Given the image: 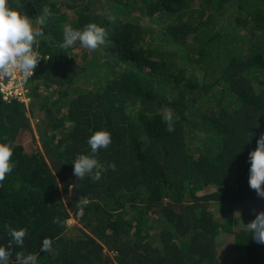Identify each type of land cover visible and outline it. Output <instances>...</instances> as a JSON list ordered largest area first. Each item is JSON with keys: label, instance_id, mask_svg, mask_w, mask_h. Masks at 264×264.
<instances>
[{"label": "trees", "instance_id": "1", "mask_svg": "<svg viewBox=\"0 0 264 264\" xmlns=\"http://www.w3.org/2000/svg\"><path fill=\"white\" fill-rule=\"evenodd\" d=\"M9 4L33 21L51 12L29 103L0 96V143L14 145L16 165L0 184V246L9 229L28 230L9 264L17 253L38 264H264L250 227L264 198L248 183L264 135V0ZM88 23L106 29L104 45L62 47L65 24ZM99 130L112 143L96 158L116 170L81 180L72 163Z\"/></svg>", "mask_w": 264, "mask_h": 264}, {"label": "clouds", "instance_id": "2", "mask_svg": "<svg viewBox=\"0 0 264 264\" xmlns=\"http://www.w3.org/2000/svg\"><path fill=\"white\" fill-rule=\"evenodd\" d=\"M50 16V10L44 9L39 18L33 21L19 8L12 7L9 0H0V73L11 77L14 72H19L25 78L34 74L39 62L44 60L35 49L45 36L44 29L47 27V20ZM109 22H115V18L109 17ZM107 36L106 29L96 23H88L82 29H74L70 24H65L62 47L70 48L78 43L81 48L94 51L98 46L105 44ZM164 121L167 123L166 130L169 133L174 132L171 110L165 111ZM87 143L91 154L80 155L72 163L74 175L81 180L89 176L94 181H100L103 173L109 168L113 171L116 170L115 164L105 167L96 158L101 150H107L111 145V133L107 130L95 131ZM13 154L14 145L11 142L0 143V184L15 169L16 165L12 162ZM248 162L250 163L249 187L255 190L259 197L264 198V135L257 140L256 149L249 153ZM81 203L86 205L87 200L85 199ZM83 211V207H80L81 216ZM250 227L253 239L258 244H264V213L258 215ZM9 235L11 241L22 248L28 230L12 228L9 229ZM12 242L7 247L0 246V264H9L12 256ZM50 248L51 241L45 239L41 246V252H47ZM38 256L39 254L17 253L16 264H38Z\"/></svg>", "mask_w": 264, "mask_h": 264}, {"label": "built area", "instance_id": "3", "mask_svg": "<svg viewBox=\"0 0 264 264\" xmlns=\"http://www.w3.org/2000/svg\"><path fill=\"white\" fill-rule=\"evenodd\" d=\"M41 62L42 60L39 62L37 68L40 66ZM34 74L25 78L23 74L19 72H14L11 77L0 73V96L2 101L5 103H10L12 101L25 104L28 103L30 98L28 96L29 89L27 87V82Z\"/></svg>", "mask_w": 264, "mask_h": 264}, {"label": "rangeland", "instance_id": "4", "mask_svg": "<svg viewBox=\"0 0 264 264\" xmlns=\"http://www.w3.org/2000/svg\"><path fill=\"white\" fill-rule=\"evenodd\" d=\"M69 16L72 17L71 14H69ZM79 58H80V55H77V58H76V59H78V61H79ZM28 103H29V102H28ZM26 104H27V103H26ZM31 123H32V125L34 126V125L36 124V120L33 118V119L31 120ZM37 144H38V143H37ZM38 145H39V144H38ZM262 211H264V210H261V212H262ZM72 223H73V224H76L75 221H72ZM228 255H229V254H228ZM222 262H224V261H222Z\"/></svg>", "mask_w": 264, "mask_h": 264}]
</instances>
